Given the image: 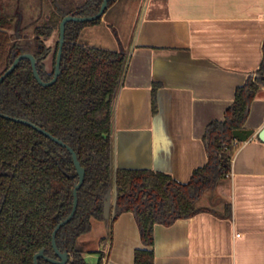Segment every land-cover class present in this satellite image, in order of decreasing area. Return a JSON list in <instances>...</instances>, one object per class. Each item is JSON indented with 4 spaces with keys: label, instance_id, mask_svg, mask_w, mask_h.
<instances>
[{
    "label": "crops",
    "instance_id": "0c3cea01",
    "mask_svg": "<svg viewBox=\"0 0 264 264\" xmlns=\"http://www.w3.org/2000/svg\"><path fill=\"white\" fill-rule=\"evenodd\" d=\"M78 42L126 56L112 101V194L118 168L186 183L207 161L206 125L223 120L236 87L262 61L264 0H115ZM244 127L252 137L235 143L229 172L200 195L192 216L169 220L172 210L163 215L161 201L147 199L164 219L153 227L154 264H264V87ZM129 202L130 211L118 202L110 240L108 221L96 218L78 237L88 263L133 264L134 250L148 248Z\"/></svg>",
    "mask_w": 264,
    "mask_h": 264
},
{
    "label": "trees",
    "instance_id": "16d2710c",
    "mask_svg": "<svg viewBox=\"0 0 264 264\" xmlns=\"http://www.w3.org/2000/svg\"><path fill=\"white\" fill-rule=\"evenodd\" d=\"M29 1L0 0V75L18 55L30 53L36 59L39 76L48 81L53 75L61 19L72 13L94 15L102 0H38L35 16L24 9ZM114 2L109 0L107 7ZM99 22L100 18L65 24L61 72L53 84L37 83L26 58L19 60L0 83V113L26 119L58 137L76 152L85 170L76 210L55 234L58 249L68 253L66 264H102L101 256L97 262L88 263L76 248V241L90 230L91 218L104 219L102 196L112 182V101L126 56L120 50L78 43L81 30ZM261 87L264 43L259 67L236 87L223 120L206 125L203 139L207 161L194 169L188 182L176 183L162 172L117 169L118 202L130 211L129 198L133 197L138 205L140 239L148 247L134 250L133 264H154L153 227L164 222L155 215L153 206L146 204L147 199L160 200L163 215H168L175 204L178 218L192 216L200 195L229 172L237 143L232 132L245 128L250 104ZM156 88L152 87L153 113L157 111ZM77 180L65 147L29 125L0 116V264H33L39 249L48 257L58 258L51 235L71 211ZM113 221H109L108 240ZM37 264L53 263L39 257Z\"/></svg>",
    "mask_w": 264,
    "mask_h": 264
},
{
    "label": "water",
    "instance_id": "95a60500",
    "mask_svg": "<svg viewBox=\"0 0 264 264\" xmlns=\"http://www.w3.org/2000/svg\"><path fill=\"white\" fill-rule=\"evenodd\" d=\"M109 0H102L99 10L96 14L91 15V16H75L73 14H69L64 16L60 23H59V38H58V48H57V53H56V57H55V64H54V70H53V75L52 78L48 81H44L42 80V78L39 76L38 71L36 69V59L35 57L30 54V53H23L21 55H18L12 62V64L10 65V67L4 71L1 75H0V83L4 80V78L10 74L13 69L16 67L17 63L19 60L26 58L30 61V65L32 68V74L35 78V80L37 81V83H39L42 86H48L53 84L58 75L61 72L60 69V61H61V52H62V45L64 42V30H65V24L68 21H77V22H82V21H91V20H95L97 18H101L102 15L104 14L106 8H107V3ZM79 43V42H78ZM88 46V45H86ZM95 47V46H94ZM0 116L2 117H6L10 120L16 121V122H20L26 125H29L30 127L34 128L36 131L40 132L42 135L46 136L47 138L51 139L52 141L58 143L59 145L65 147L69 153L71 154L72 157V161L75 167V173L78 177V180L75 182L74 187H73V205L71 208L70 213L67 215V217L65 219H63L62 221H60L59 223H57V225L54 227L53 231H52V235H51V244L53 247V250L55 252V254L57 255V259L55 258H51L48 257L44 254V249H39L34 255H33V264H37V260L39 257H43L44 259H46L47 261L53 263V264H65L68 260V253L64 250V251H60L56 245L55 242V234L57 232V230L65 223H67L70 218L73 216L75 210H76V206H77V191L79 189V187L81 186L83 179H84V173L85 170L84 168L81 166L80 161L77 158L76 152L65 142H63L62 140H60L58 137L54 136L53 134H51L49 131H47L46 129L39 127L35 124H33L32 122L26 120V119H20V118H16V117H11V116H7L4 115L2 113H0ZM253 135V130L252 129H247V128H243V129H236L233 130L232 132V136L233 139L236 142H245L247 141L250 137H252ZM259 138L261 140L264 141V129L258 134ZM116 174V173H115ZM102 202H103V218L104 220L108 221V219H114L119 213H121L123 211V207L118 203V198H117V187L116 184L113 185V194H112V188H111V184L108 186L106 194L104 196H102ZM138 210L137 206H134L133 208V213L136 215ZM177 217V213H176V206L175 204L173 205V209L170 215L169 220H173L174 218Z\"/></svg>",
    "mask_w": 264,
    "mask_h": 264
},
{
    "label": "flooded vegetation",
    "instance_id": "af4514ba",
    "mask_svg": "<svg viewBox=\"0 0 264 264\" xmlns=\"http://www.w3.org/2000/svg\"><path fill=\"white\" fill-rule=\"evenodd\" d=\"M38 8H39V3H38V0H31V1H29L28 3H27V7L26 8H24L25 10H27V13H29V14H31L32 16H35V14H36V12L38 11ZM108 8V7H107ZM106 8V9H107ZM99 10V9H98ZM46 11H47V8H46ZM98 12V11H97ZM96 12V13H97ZM95 13V14H96ZM73 14V13H72ZM74 15V14H73ZM75 16H77V15H75ZM100 20H101V18H100ZM40 22V21H39ZM85 28V27H84ZM29 31V30H28ZM65 31V30H64ZM58 38H59V33H58ZM64 43V42H63ZM63 46V45H62ZM57 48H58V45H57ZM57 53V52H56ZM56 57V56H55ZM53 70H54V68H53ZM110 220H113V219H109L108 220V222H107V226L109 225V221ZM67 252V251H66ZM69 261V257H68V260H67V262ZM66 262V263H67ZM65 263V264H66Z\"/></svg>",
    "mask_w": 264,
    "mask_h": 264
},
{
    "label": "rangeland",
    "instance_id": "374dc122",
    "mask_svg": "<svg viewBox=\"0 0 264 264\" xmlns=\"http://www.w3.org/2000/svg\"><path fill=\"white\" fill-rule=\"evenodd\" d=\"M36 15V14H35ZM106 222V221H105ZM107 228V227H106ZM106 231H108V228L106 229Z\"/></svg>",
    "mask_w": 264,
    "mask_h": 264
}]
</instances>
